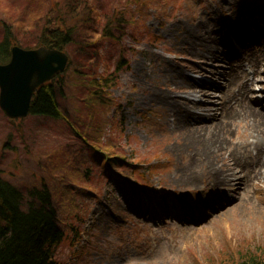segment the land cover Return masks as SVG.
I'll return each mask as SVG.
<instances>
[{
	"label": "rangeland",
	"instance_id": "rangeland-1",
	"mask_svg": "<svg viewBox=\"0 0 264 264\" xmlns=\"http://www.w3.org/2000/svg\"><path fill=\"white\" fill-rule=\"evenodd\" d=\"M64 1L74 0H0V42L9 31L37 47L47 13L56 18ZM76 1L98 11L86 25L94 32L73 37L84 51L74 47L61 76L62 117L12 119L0 108V172L25 194L48 186L65 234L57 264L264 256V120L253 111L221 116L243 85L264 112V0ZM119 12L118 39H106L103 17L120 20ZM177 103L204 115V128L215 121L214 143H185ZM227 173L235 178L213 189Z\"/></svg>",
	"mask_w": 264,
	"mask_h": 264
},
{
	"label": "trees",
	"instance_id": "trees-1",
	"mask_svg": "<svg viewBox=\"0 0 264 264\" xmlns=\"http://www.w3.org/2000/svg\"><path fill=\"white\" fill-rule=\"evenodd\" d=\"M73 3L76 5L72 6ZM96 5V2H91L83 6V3L76 0L69 3L64 1L61 6L56 5L57 16L54 18L52 11L47 13L49 26L37 47L54 43L56 48L71 56L74 47L79 46V50L75 51L82 55L84 46H80L73 37L77 35V30L78 34L81 31L85 34L94 32V25L91 29L86 25H90V17L95 9L98 11ZM118 15L120 20L117 14L110 20L103 17L105 21L102 36L106 39L113 40L118 37L115 30L119 29L120 22L124 20L123 12ZM6 33L0 42V63H6L10 59L13 45H20L11 37L9 31ZM70 59L67 68L71 65ZM62 74L43 84L35 92L30 115L51 119L62 117L57 101V94L63 90L60 84ZM92 82H96L95 79ZM99 98L101 100V96ZM27 193H23L14 183L6 180L0 172V264H57L54 253L64 240L65 234L58 221L57 207L52 202L51 192L45 183L42 188L34 187ZM236 264H264V256L254 251L247 252Z\"/></svg>",
	"mask_w": 264,
	"mask_h": 264
},
{
	"label": "water",
	"instance_id": "water-1",
	"mask_svg": "<svg viewBox=\"0 0 264 264\" xmlns=\"http://www.w3.org/2000/svg\"><path fill=\"white\" fill-rule=\"evenodd\" d=\"M11 54L7 63H0V108L8 118L21 119L30 114L37 89L67 68L69 55L54 44L32 49L17 45Z\"/></svg>",
	"mask_w": 264,
	"mask_h": 264
},
{
	"label": "bare ground",
	"instance_id": "bare-ground-1",
	"mask_svg": "<svg viewBox=\"0 0 264 264\" xmlns=\"http://www.w3.org/2000/svg\"><path fill=\"white\" fill-rule=\"evenodd\" d=\"M204 41L206 42L205 43L206 46H208L211 42L216 43L215 46H217V44L221 45V40L218 38L211 39L210 43H208L209 39H204ZM50 44H54V43H50ZM215 46H213V47L210 46V48L207 49V54L209 56L215 57L218 60V59H221L222 56L220 55V53H218L216 48H214ZM33 48H37V47H33ZM30 49H32V48H30ZM11 50H12V48H11ZM11 56H12V54H11ZM183 76H184L183 78L186 77V75H183ZM186 79H188L189 82L190 81L193 82V78H191V77L189 78L187 76ZM254 80H255V78H254ZM231 81H232V83H236V84H237V82H239V80L236 79L235 76L232 77ZM191 85H194V84H190V86ZM242 87L245 88V90H246L244 95H240V100H238L237 102L234 103V105H232L231 111H227L224 109V112H222L223 114L221 116L222 117L224 116L223 118H227V119L233 118L235 120V114H239V115L244 116V114H247V111H250V112L253 111V112H256L257 115L261 116V118L264 120V116H263L264 112L262 111L263 112L262 113L260 111V108H258V104H257L258 102L256 103L255 100L253 99V97H250L249 94L247 95V90H248L247 88L248 87H246L244 85ZM250 90H251V87H250ZM158 97H160V99H165V100L168 99V96L165 94H162V93H159ZM196 103L197 104H194L195 106H200L199 102H196ZM174 105H175L174 111H178V115L180 117L178 124L180 126H182L183 129L185 128V137H186L185 143H190L191 145H196V144H199L198 142L203 143L205 140H207L206 137L209 138L208 142L214 143V140H216L215 139L216 137H214V135L217 133V131H216V128L213 130V128H211L210 126H213L215 124V121L208 128H204L205 125H203V123L208 122V120L204 119V115L194 113L193 111H190L189 109L184 108L183 106H180L179 103L174 104ZM195 119H198L201 122L194 121ZM214 120H216V118H214ZM219 124H222V120L218 121L217 126H216L217 128L219 127L218 126ZM209 128H211V129H209ZM208 148H209V146H208ZM260 148H261V146L258 147V149H260ZM262 152L263 151L258 152V154L262 153ZM260 162H261V166L264 167V159L261 160ZM232 177L235 178V174L227 173V176L220 177L219 179H216L215 182L212 183L213 189L218 190V192H222L223 191L222 189H224V186H225L224 184H226L227 181L230 180V178H232ZM232 180H234V179H232ZM222 185H224V186H222Z\"/></svg>",
	"mask_w": 264,
	"mask_h": 264
}]
</instances>
